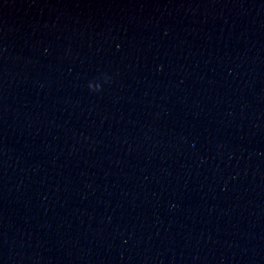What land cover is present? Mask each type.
I'll list each match as a JSON object with an SVG mask.
<instances>
[{
    "label": "water",
    "instance_id": "obj_1",
    "mask_svg": "<svg viewBox=\"0 0 264 264\" xmlns=\"http://www.w3.org/2000/svg\"><path fill=\"white\" fill-rule=\"evenodd\" d=\"M0 264H264V0H0Z\"/></svg>",
    "mask_w": 264,
    "mask_h": 264
},
{
    "label": "clouds",
    "instance_id": "obj_2",
    "mask_svg": "<svg viewBox=\"0 0 264 264\" xmlns=\"http://www.w3.org/2000/svg\"><path fill=\"white\" fill-rule=\"evenodd\" d=\"M89 88L91 89V90H94V91H99L100 89H99V86H96V88L95 89H93V87H92V85L90 84L89 85Z\"/></svg>",
    "mask_w": 264,
    "mask_h": 264
}]
</instances>
